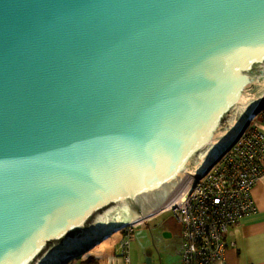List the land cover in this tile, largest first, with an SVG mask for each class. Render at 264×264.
I'll use <instances>...</instances> for the list:
<instances>
[{
    "label": "water",
    "instance_id": "1",
    "mask_svg": "<svg viewBox=\"0 0 264 264\" xmlns=\"http://www.w3.org/2000/svg\"><path fill=\"white\" fill-rule=\"evenodd\" d=\"M263 101L264 0H0V264L146 223Z\"/></svg>",
    "mask_w": 264,
    "mask_h": 264
},
{
    "label": "built area",
    "instance_id": "2",
    "mask_svg": "<svg viewBox=\"0 0 264 264\" xmlns=\"http://www.w3.org/2000/svg\"><path fill=\"white\" fill-rule=\"evenodd\" d=\"M228 151L180 201L162 211H171L178 225L181 264H225L232 228L254 211L251 189L264 175V134L255 126L246 129ZM136 226L124 228L117 255L124 264H129Z\"/></svg>",
    "mask_w": 264,
    "mask_h": 264
},
{
    "label": "rangeland",
    "instance_id": "3",
    "mask_svg": "<svg viewBox=\"0 0 264 264\" xmlns=\"http://www.w3.org/2000/svg\"><path fill=\"white\" fill-rule=\"evenodd\" d=\"M263 113L262 110L253 118L247 131L254 127V124L257 123ZM229 154L230 151L226 153V156ZM176 224L172 212L167 211L149 219L146 223L134 227L133 232L130 234L129 264H181V246L177 236ZM174 225L176 230L173 229ZM125 230L127 229L122 228L114 232L100 244L83 253L80 258L93 256L100 264L110 263L109 258L113 259L116 255L121 254L118 248ZM116 258L119 257L116 256ZM79 259L70 260L65 264H78ZM113 262H116V260L113 259L111 263ZM114 264L124 263L121 259H118V262Z\"/></svg>",
    "mask_w": 264,
    "mask_h": 264
},
{
    "label": "crops",
    "instance_id": "4",
    "mask_svg": "<svg viewBox=\"0 0 264 264\" xmlns=\"http://www.w3.org/2000/svg\"><path fill=\"white\" fill-rule=\"evenodd\" d=\"M254 126L264 134L262 116ZM254 203L252 214L243 217L233 228L232 236L227 240L225 264H264V175L251 189ZM117 256V255H116ZM109 258L110 263L119 258Z\"/></svg>",
    "mask_w": 264,
    "mask_h": 264
},
{
    "label": "bare ground",
    "instance_id": "5",
    "mask_svg": "<svg viewBox=\"0 0 264 264\" xmlns=\"http://www.w3.org/2000/svg\"><path fill=\"white\" fill-rule=\"evenodd\" d=\"M262 103H264V101ZM192 177H193L192 175L188 174L187 179L180 186V188L176 191V193L168 201H166L162 206H160L154 213H156V214L158 212L160 213L163 210H166L168 208V206L173 205V204L177 203L178 201H180L185 196V194L190 191V189L193 187L195 182L202 178L201 177L199 179H197V178L195 179V178H192Z\"/></svg>",
    "mask_w": 264,
    "mask_h": 264
},
{
    "label": "trees",
    "instance_id": "6",
    "mask_svg": "<svg viewBox=\"0 0 264 264\" xmlns=\"http://www.w3.org/2000/svg\"><path fill=\"white\" fill-rule=\"evenodd\" d=\"M261 112V111H260ZM259 114V113H258ZM257 114V115H258ZM264 120V119H263ZM259 130V129H258ZM79 259V258H78ZM78 264H100L99 261L93 256H88L84 259L80 258Z\"/></svg>",
    "mask_w": 264,
    "mask_h": 264
},
{
    "label": "flooded vegetation",
    "instance_id": "7",
    "mask_svg": "<svg viewBox=\"0 0 264 264\" xmlns=\"http://www.w3.org/2000/svg\"><path fill=\"white\" fill-rule=\"evenodd\" d=\"M176 227H177V231H178V226H177V224H176ZM173 229L176 230L175 225L173 226ZM173 235H174V233H173ZM169 236H171V234H169Z\"/></svg>",
    "mask_w": 264,
    "mask_h": 264
},
{
    "label": "clouds",
    "instance_id": "8",
    "mask_svg": "<svg viewBox=\"0 0 264 264\" xmlns=\"http://www.w3.org/2000/svg\"><path fill=\"white\" fill-rule=\"evenodd\" d=\"M152 218H154V217H152ZM152 218H150V219H152ZM73 260V259H72Z\"/></svg>",
    "mask_w": 264,
    "mask_h": 264
}]
</instances>
